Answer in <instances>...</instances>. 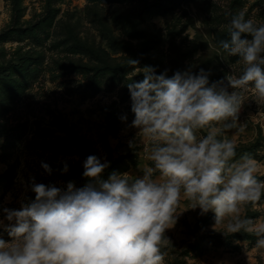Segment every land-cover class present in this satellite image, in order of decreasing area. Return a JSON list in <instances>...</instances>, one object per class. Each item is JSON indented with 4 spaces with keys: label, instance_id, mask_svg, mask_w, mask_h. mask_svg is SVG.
Masks as SVG:
<instances>
[{
    "label": "rangeland",
    "instance_id": "obj_1",
    "mask_svg": "<svg viewBox=\"0 0 264 264\" xmlns=\"http://www.w3.org/2000/svg\"><path fill=\"white\" fill-rule=\"evenodd\" d=\"M0 264H264V0H0Z\"/></svg>",
    "mask_w": 264,
    "mask_h": 264
},
{
    "label": "trees",
    "instance_id": "obj_2",
    "mask_svg": "<svg viewBox=\"0 0 264 264\" xmlns=\"http://www.w3.org/2000/svg\"><path fill=\"white\" fill-rule=\"evenodd\" d=\"M8 145H9V144H8ZM4 147H6V146H4V143H3V148H4Z\"/></svg>",
    "mask_w": 264,
    "mask_h": 264
}]
</instances>
